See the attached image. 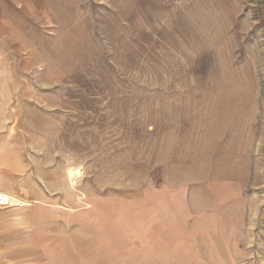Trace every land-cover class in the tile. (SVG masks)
<instances>
[{
	"label": "rangeland",
	"instance_id": "374dc122",
	"mask_svg": "<svg viewBox=\"0 0 264 264\" xmlns=\"http://www.w3.org/2000/svg\"><path fill=\"white\" fill-rule=\"evenodd\" d=\"M0 264H264V0H0Z\"/></svg>",
	"mask_w": 264,
	"mask_h": 264
},
{
	"label": "built area",
	"instance_id": "2783aa9c",
	"mask_svg": "<svg viewBox=\"0 0 264 264\" xmlns=\"http://www.w3.org/2000/svg\"><path fill=\"white\" fill-rule=\"evenodd\" d=\"M12 201L13 199L8 197L6 193L0 191V214L9 209H22L25 207L23 204L14 203Z\"/></svg>",
	"mask_w": 264,
	"mask_h": 264
},
{
	"label": "bare ground",
	"instance_id": "6f19581e",
	"mask_svg": "<svg viewBox=\"0 0 264 264\" xmlns=\"http://www.w3.org/2000/svg\"><path fill=\"white\" fill-rule=\"evenodd\" d=\"M4 193H6V192H4ZM6 194L8 195V197H10L11 199H13L12 202L18 203V204H23L24 206H30L26 201L21 200L20 198H18L14 194H9V193H6Z\"/></svg>",
	"mask_w": 264,
	"mask_h": 264
},
{
	"label": "crops",
	"instance_id": "0c3cea01",
	"mask_svg": "<svg viewBox=\"0 0 264 264\" xmlns=\"http://www.w3.org/2000/svg\"><path fill=\"white\" fill-rule=\"evenodd\" d=\"M3 212H4V211H3ZM3 212H2V213H3ZM2 213H1V214H2ZM1 214H0V215H1Z\"/></svg>",
	"mask_w": 264,
	"mask_h": 264
}]
</instances>
